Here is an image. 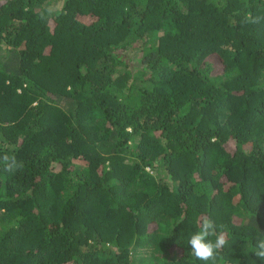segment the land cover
<instances>
[{"label": "trees", "instance_id": "obj_1", "mask_svg": "<svg viewBox=\"0 0 264 264\" xmlns=\"http://www.w3.org/2000/svg\"><path fill=\"white\" fill-rule=\"evenodd\" d=\"M258 239L264 0H0V264H264Z\"/></svg>", "mask_w": 264, "mask_h": 264}, {"label": "clouds", "instance_id": "obj_2", "mask_svg": "<svg viewBox=\"0 0 264 264\" xmlns=\"http://www.w3.org/2000/svg\"><path fill=\"white\" fill-rule=\"evenodd\" d=\"M251 23H258L259 18H253ZM10 162V163H9ZM7 170H12L14 167H21L14 156H3ZM220 225L219 228H223ZM218 226L210 217H202L200 221L199 231L193 233L188 239V244L191 247V255L198 261L215 260L217 253L227 243L225 235L217 230ZM214 238V239H213ZM252 253L261 260H264V239H258Z\"/></svg>", "mask_w": 264, "mask_h": 264}]
</instances>
